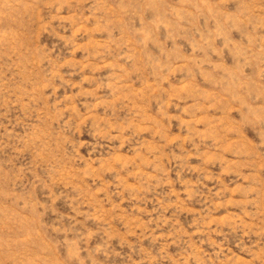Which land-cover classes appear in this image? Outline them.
<instances>
[{
    "label": "rangeland",
    "instance_id": "obj_1",
    "mask_svg": "<svg viewBox=\"0 0 264 264\" xmlns=\"http://www.w3.org/2000/svg\"><path fill=\"white\" fill-rule=\"evenodd\" d=\"M0 264H264V0H0Z\"/></svg>",
    "mask_w": 264,
    "mask_h": 264
}]
</instances>
